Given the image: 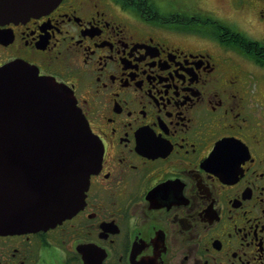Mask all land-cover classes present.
Returning <instances> with one entry per match:
<instances>
[{
	"label": "flooded vegetation",
	"instance_id": "af4514ba",
	"mask_svg": "<svg viewBox=\"0 0 264 264\" xmlns=\"http://www.w3.org/2000/svg\"><path fill=\"white\" fill-rule=\"evenodd\" d=\"M170 2L0 19V67L66 85L102 147L76 213L0 234V264H264V0Z\"/></svg>",
	"mask_w": 264,
	"mask_h": 264
},
{
	"label": "water",
	"instance_id": "95a60500",
	"mask_svg": "<svg viewBox=\"0 0 264 264\" xmlns=\"http://www.w3.org/2000/svg\"><path fill=\"white\" fill-rule=\"evenodd\" d=\"M59 0H0V19ZM102 147L71 90L23 61L0 67V234L54 226L82 206Z\"/></svg>",
	"mask_w": 264,
	"mask_h": 264
},
{
	"label": "trees",
	"instance_id": "16d2710c",
	"mask_svg": "<svg viewBox=\"0 0 264 264\" xmlns=\"http://www.w3.org/2000/svg\"><path fill=\"white\" fill-rule=\"evenodd\" d=\"M123 7H132L136 8L139 11L146 10H156L154 4H152L149 0H116Z\"/></svg>",
	"mask_w": 264,
	"mask_h": 264
},
{
	"label": "rangeland",
	"instance_id": "374dc122",
	"mask_svg": "<svg viewBox=\"0 0 264 264\" xmlns=\"http://www.w3.org/2000/svg\"><path fill=\"white\" fill-rule=\"evenodd\" d=\"M149 1L157 5L159 9H167L170 8L172 5V2H170V0H149ZM209 1L215 2V0H209ZM211 5H216V4H211Z\"/></svg>",
	"mask_w": 264,
	"mask_h": 264
}]
</instances>
